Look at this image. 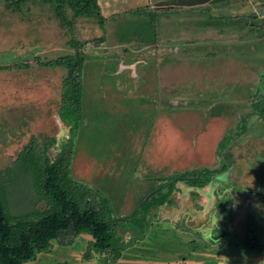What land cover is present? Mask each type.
<instances>
[{"label": "rangeland", "instance_id": "374dc122", "mask_svg": "<svg viewBox=\"0 0 264 264\" xmlns=\"http://www.w3.org/2000/svg\"><path fill=\"white\" fill-rule=\"evenodd\" d=\"M19 1L0 0V104L8 106L16 100V107L25 104L31 111L26 109L20 121H0L7 122L0 133L20 137L19 126L22 123V131L28 129V118L35 114L38 125L36 129L32 122L30 138L47 143L54 158L58 147H70L72 176L110 198L115 214L124 220L116 233L119 242L129 244L113 264H197L190 259L191 243L202 247V242H193L195 235L185 229V225H194L191 216L183 210L175 213L174 195L175 205H163L150 214L145 235L127 225V220L141 199L169 180L166 176L217 164L218 144L227 133H235L239 118L249 120L252 130L247 140L254 143L257 120L250 112L260 75H264V27L241 22L248 14L253 24H264V0L209 4L215 16L231 18L221 26H217L220 17L211 20L207 12L194 9L199 6L156 7L165 0H99L102 14L108 17L104 25L96 17H87L73 19L74 24L66 26L52 5L41 0ZM68 14L71 18L69 9ZM237 18L241 21L235 23L232 19ZM78 41L87 57L83 119L73 129L59 117L68 70L44 63L75 55L73 42ZM5 152L0 147V157ZM12 154L17 157L18 151ZM15 159L12 170L0 178V194L9 212L18 216L32 208L39 191L35 173H23L19 164L14 165ZM224 190H219V201ZM189 192L199 202L205 196L201 192L195 198ZM98 201L102 205L99 197ZM40 207H45L44 202ZM249 214L254 216L252 210ZM180 215H184L181 221ZM215 216L218 223L233 226L230 216L221 217L220 202ZM210 221L204 215L197 228ZM243 232L241 247L256 235L252 220ZM89 239L90 234L83 233L72 244L55 240L52 252L25 264H101L97 251L85 257L91 250ZM242 259L241 264H264V259L255 261L249 253ZM220 261L235 264L238 260L220 257Z\"/></svg>", "mask_w": 264, "mask_h": 264}, {"label": "trees", "instance_id": "16d2710c", "mask_svg": "<svg viewBox=\"0 0 264 264\" xmlns=\"http://www.w3.org/2000/svg\"><path fill=\"white\" fill-rule=\"evenodd\" d=\"M26 1L20 0L19 2ZM232 1L234 0H229L227 3ZM41 2L52 5L57 17L66 26L74 24L73 19L87 17H96L104 25L108 18L102 14L99 0H41ZM211 7L212 5L206 4L197 7L199 9L196 7L194 9L207 12L211 20H218L220 16H215ZM154 8L151 9L156 10ZM68 9L72 13L71 18ZM242 17L245 19L241 24L245 26L264 27V24H253L255 21L248 14H244ZM220 18L222 21L217 26H221V23H227L231 19L225 16ZM232 20L235 23L241 21L240 18ZM73 46L77 50L75 55L58 57L47 61L44 65L64 67L68 70L63 80L59 117L64 124H68L74 129L83 119V71L87 54L82 51V42H73ZM253 100H256V97ZM252 106L254 110L256 104H252ZM29 108L28 105L23 106L22 114H26V109L30 114ZM253 110L250 114H254ZM243 119L242 117L238 119L239 127L235 133H227L220 140L217 149V164L185 170L177 176H172L173 174L166 176L170 183H167L168 180L165 185L155 186L149 196L141 199L130 214L131 216L129 215L127 225L136 226L135 228H139L140 234L145 235L146 228L151 225L148 218L155 211L154 209L166 203L173 204V193L180 189L177 187V182L181 180L190 185L202 187L213 178V175L221 170L218 167L221 164H227L228 147L238 139L242 132L250 130L249 120ZM55 142L51 144L56 146ZM58 148V156L54 158L49 153L48 144H43L38 138L32 136L16 157L14 165L19 164L24 170L23 173H35L39 192L32 208L18 216L9 212L6 199L0 194V264H25L36 261L39 254L53 251V241L56 240L64 245L72 244L83 233L91 236V239L88 240L91 250L85 255L87 259L92 257L94 251H97L102 257L100 258L101 264H113L123 257L129 243L119 242L116 233V227L124 221L123 218L117 217L115 214L110 198L102 194L100 190L94 189L93 186L72 176L70 168L72 150L70 147L65 148L62 145ZM12 168L9 166L1 170L0 178L5 177ZM1 190L0 186V193ZM98 197L102 205L97 203ZM42 202L45 207H40Z\"/></svg>", "mask_w": 264, "mask_h": 264}, {"label": "flooded vegetation", "instance_id": "af4514ba", "mask_svg": "<svg viewBox=\"0 0 264 264\" xmlns=\"http://www.w3.org/2000/svg\"><path fill=\"white\" fill-rule=\"evenodd\" d=\"M260 77L261 80L256 87V100L253 102L254 105L256 104L253 116L257 120L255 122L256 127L253 128L257 136V138L253 139L254 143L249 144L247 140L248 136L251 135L252 129L242 132L238 139L227 149L226 155L229 156V159H226L227 164H221L218 168L223 169L214 174L213 178L207 181L204 186L198 187L184 181L181 184L180 180L177 185L180 188L179 191L175 190L173 193L174 196L180 195V199L174 197L176 204L175 213L183 210L184 215L191 216V221L194 222V225H185V229H189L190 233L195 235L193 242L197 240L202 242V247L191 243L190 259L197 264L202 261L204 264H220V257L236 258L238 261L233 262L241 264L242 256L246 253L252 254V259L255 261L264 259V243L261 244L260 242L261 240L264 241V75H260ZM238 149L239 154L235 158L233 152H238ZM244 175L248 177H244ZM165 183L162 184L165 185ZM227 185H231V187ZM239 186L244 187L238 188ZM220 188L225 189L221 194V201H219L218 197ZM232 189L235 190L232 192ZM189 191L195 194V198L199 197L201 192L205 196L199 202L198 198L194 199L193 196L191 197ZM184 195H186L185 201L183 200ZM229 196L233 198L232 204H230ZM218 202H220L221 217L223 214H225V218L230 216L233 226L224 224V221H221V223L217 222L215 208ZM168 204L171 203L164 205L167 206ZM187 205L193 207H188ZM160 207H163V205ZM251 210L254 216L248 215ZM184 215L179 216L180 221L183 220ZM204 215L205 217L209 215L211 224L208 223L206 227H204L206 223L201 224L199 229L197 226L200 225L199 222ZM250 220L255 224L256 235L248 244L244 242L241 247V242L243 241H240V239L244 238L243 230L245 226L247 227V223ZM244 244L249 251H245L246 247ZM226 252H228L227 255L225 254ZM182 258L187 260L186 256ZM174 260L172 259L171 261Z\"/></svg>", "mask_w": 264, "mask_h": 264}, {"label": "crops", "instance_id": "0c3cea01", "mask_svg": "<svg viewBox=\"0 0 264 264\" xmlns=\"http://www.w3.org/2000/svg\"><path fill=\"white\" fill-rule=\"evenodd\" d=\"M99 3H100V1H99ZM100 6H101V3H100ZM157 98H159L158 94H157ZM15 102H16V100L13 102V104L8 105V106L5 105V104H0V110H1V112H0V121H4L6 119L12 120L13 122L17 121V120H19V121L22 120L21 119L22 107H21V105L16 107L14 105ZM22 105L25 106V104H22ZM5 108L6 109L8 108V109L6 110ZM3 110H6V111H3ZM11 115H13V117H11ZM34 117H35V114L33 116L32 115L29 116L28 120L30 122V125H29L28 129L26 128L25 130L22 131V123H21V125L19 126L18 131H17L19 133L22 132L20 137L13 136L11 138V137H9L7 135L5 137V134L0 133V136H3V138H0V147H5V149H6V152H5L6 155L5 156L2 155L0 157V166L1 167L6 168L8 166H11L12 159H15V157H16L12 153H14V151L15 152L18 151V154H19V152L22 150V148L24 147L26 142L29 140V138H30V136H29L30 135V129H32V122H34V128H36V126H37V122L36 121L38 119L35 120L36 118L34 119ZM6 125H7V122H4V123L0 122V131L1 132L5 131ZM159 136H160V134H158V137ZM9 153H10V155H9ZM7 160L9 162L7 164H5V162H7Z\"/></svg>", "mask_w": 264, "mask_h": 264}, {"label": "water", "instance_id": "95a60500", "mask_svg": "<svg viewBox=\"0 0 264 264\" xmlns=\"http://www.w3.org/2000/svg\"><path fill=\"white\" fill-rule=\"evenodd\" d=\"M228 0H165L156 4L159 8L195 7L205 4H216Z\"/></svg>", "mask_w": 264, "mask_h": 264}]
</instances>
